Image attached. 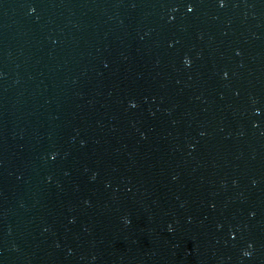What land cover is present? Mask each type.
I'll list each match as a JSON object with an SVG mask.
<instances>
[{
	"label": "water",
	"instance_id": "water-1",
	"mask_svg": "<svg viewBox=\"0 0 264 264\" xmlns=\"http://www.w3.org/2000/svg\"><path fill=\"white\" fill-rule=\"evenodd\" d=\"M0 264H264V0H0Z\"/></svg>",
	"mask_w": 264,
	"mask_h": 264
},
{
	"label": "snow or ice",
	"instance_id": "snow-or-ice-1",
	"mask_svg": "<svg viewBox=\"0 0 264 264\" xmlns=\"http://www.w3.org/2000/svg\"><path fill=\"white\" fill-rule=\"evenodd\" d=\"M220 4H221V6H223V4H224V0H220ZM193 8H194V5H192V4H189V5H188V11H189V12H191V11L193 10Z\"/></svg>",
	"mask_w": 264,
	"mask_h": 264
},
{
	"label": "clouds",
	"instance_id": "clouds-1",
	"mask_svg": "<svg viewBox=\"0 0 264 264\" xmlns=\"http://www.w3.org/2000/svg\"><path fill=\"white\" fill-rule=\"evenodd\" d=\"M188 62H189V61L186 59V60H185V63L187 64ZM244 254H245V255H249L248 252H245Z\"/></svg>",
	"mask_w": 264,
	"mask_h": 264
}]
</instances>
